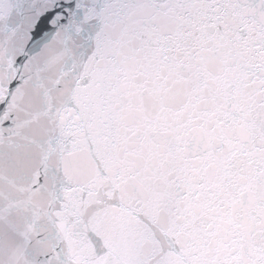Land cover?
<instances>
[{
    "label": "snow or ice",
    "instance_id": "snow-or-ice-1",
    "mask_svg": "<svg viewBox=\"0 0 264 264\" xmlns=\"http://www.w3.org/2000/svg\"><path fill=\"white\" fill-rule=\"evenodd\" d=\"M0 264H264V0H0Z\"/></svg>",
    "mask_w": 264,
    "mask_h": 264
}]
</instances>
